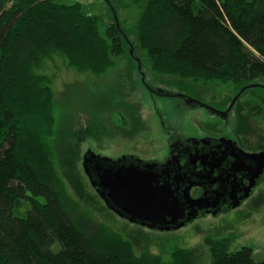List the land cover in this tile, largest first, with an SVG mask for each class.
Here are the masks:
<instances>
[{
    "label": "trees",
    "instance_id": "1",
    "mask_svg": "<svg viewBox=\"0 0 264 264\" xmlns=\"http://www.w3.org/2000/svg\"><path fill=\"white\" fill-rule=\"evenodd\" d=\"M132 2L143 5L137 37L152 72L206 86L264 79V0ZM84 5L0 0V264H264L251 247L231 251L229 237L176 248L167 261L138 254L71 196L51 145L54 63L101 76L125 53L119 23ZM248 92L244 116L264 122L263 88Z\"/></svg>",
    "mask_w": 264,
    "mask_h": 264
},
{
    "label": "rangeland",
    "instance_id": "2",
    "mask_svg": "<svg viewBox=\"0 0 264 264\" xmlns=\"http://www.w3.org/2000/svg\"><path fill=\"white\" fill-rule=\"evenodd\" d=\"M79 1L84 2L87 13L104 15L109 23L118 22L126 38L124 55L115 58L116 66L104 75L77 72L59 59L54 63L52 89L57 123L51 145L56 168L71 196L100 223L129 238L138 254L150 251L167 261L176 248L206 250V238L229 237L231 251L251 247L255 260H264V181L253 197L235 210L161 232L131 223L109 210L84 169L89 151L102 158L137 155L163 162L169 153L170 138L178 137L227 134L245 139L254 150H264V122L257 116L245 117L242 105L254 95H243L244 89L258 86L264 90V79L243 86H206L156 74L146 66L145 52L138 44L137 21L143 5L132 0ZM241 91L228 121L204 107H185L177 98L181 93L188 94L225 112ZM254 91L262 93L260 88Z\"/></svg>",
    "mask_w": 264,
    "mask_h": 264
},
{
    "label": "flooded vegetation",
    "instance_id": "3",
    "mask_svg": "<svg viewBox=\"0 0 264 264\" xmlns=\"http://www.w3.org/2000/svg\"><path fill=\"white\" fill-rule=\"evenodd\" d=\"M177 98L183 100L185 107H202L198 103L199 99L188 94L181 93ZM231 111L228 115L218 116L228 121ZM210 113L216 114L213 111ZM244 140L227 134L170 138L169 153L163 162L158 159L144 160L137 155H124L112 159L138 157L143 161H158L162 167L165 165L164 168H158L159 181L161 184L172 185L185 213L197 211L200 218L196 220H199L208 216L219 217L237 209L249 201L261 186L253 188L250 197L241 205L234 207L251 185V171L248 170V166L257 167V158H252L251 155L264 152L261 149L250 148ZM123 163L129 165L132 162L128 160ZM189 186H191L189 196H186Z\"/></svg>",
    "mask_w": 264,
    "mask_h": 264
},
{
    "label": "water",
    "instance_id": "4",
    "mask_svg": "<svg viewBox=\"0 0 264 264\" xmlns=\"http://www.w3.org/2000/svg\"><path fill=\"white\" fill-rule=\"evenodd\" d=\"M139 70H141V64ZM242 91L225 112L198 103L217 115H228ZM167 96L169 97L168 94ZM251 156L257 158V167L248 166V170L251 171V185L245 196L235 203L234 207L247 200L251 190L264 181V152ZM128 160L132 163L129 165L123 163ZM160 167L164 168L165 165L162 167L158 161H143L138 157L128 159L125 156L119 160L102 158L92 151L87 152L84 159V169L91 186L109 210L122 219L154 231L178 230L190 225L200 216L197 211L186 214L175 196L172 185L161 184L157 173ZM190 189L191 186L187 188L186 196H189Z\"/></svg>",
    "mask_w": 264,
    "mask_h": 264
}]
</instances>
